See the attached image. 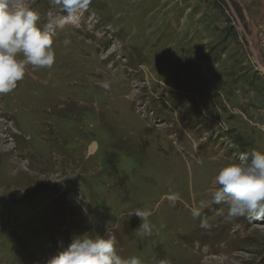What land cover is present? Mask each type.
I'll return each instance as SVG.
<instances>
[{
	"label": "rangeland",
	"instance_id": "374dc122",
	"mask_svg": "<svg viewBox=\"0 0 264 264\" xmlns=\"http://www.w3.org/2000/svg\"><path fill=\"white\" fill-rule=\"evenodd\" d=\"M23 4L55 62L0 95V264L85 234L143 264H264V217L211 200L223 167L264 152V0Z\"/></svg>",
	"mask_w": 264,
	"mask_h": 264
},
{
	"label": "clouds",
	"instance_id": "9594fccd",
	"mask_svg": "<svg viewBox=\"0 0 264 264\" xmlns=\"http://www.w3.org/2000/svg\"><path fill=\"white\" fill-rule=\"evenodd\" d=\"M86 2L63 0L64 8L69 12ZM39 22L40 15L25 6L23 0H0V95L17 87V82L25 76L26 65L53 66L55 52L51 25L42 29ZM21 54L24 59H18ZM214 185L211 200L218 205H227L229 218L248 214L264 217V152H241L236 161L218 172ZM133 214L142 221L138 228L140 234L151 236L154 228L148 221L151 211L137 209ZM116 245L114 235L105 239L85 234L75 238L48 264H143L136 256L122 258L117 254ZM158 264H169V261L160 260Z\"/></svg>",
	"mask_w": 264,
	"mask_h": 264
},
{
	"label": "water",
	"instance_id": "95a60500",
	"mask_svg": "<svg viewBox=\"0 0 264 264\" xmlns=\"http://www.w3.org/2000/svg\"><path fill=\"white\" fill-rule=\"evenodd\" d=\"M95 146L96 144L95 143H92L91 144V147L89 148V153H93V151L95 150ZM112 159H109V160H106V161H103L102 164H101V167H105L107 164H109L111 162Z\"/></svg>",
	"mask_w": 264,
	"mask_h": 264
},
{
	"label": "bare ground",
	"instance_id": "6f19581e",
	"mask_svg": "<svg viewBox=\"0 0 264 264\" xmlns=\"http://www.w3.org/2000/svg\"><path fill=\"white\" fill-rule=\"evenodd\" d=\"M33 83H35L34 81H33ZM36 84V83H35ZM65 94V93H64ZM20 96V95H19ZM21 97V96H20Z\"/></svg>",
	"mask_w": 264,
	"mask_h": 264
}]
</instances>
